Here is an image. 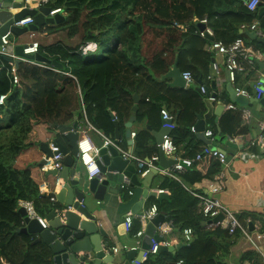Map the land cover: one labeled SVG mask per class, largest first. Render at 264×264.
<instances>
[{"label":"trees","instance_id":"trees-1","mask_svg":"<svg viewBox=\"0 0 264 264\" xmlns=\"http://www.w3.org/2000/svg\"><path fill=\"white\" fill-rule=\"evenodd\" d=\"M46 6L60 8L64 17L60 23L47 25L41 31L55 33L67 30L72 37L83 30L85 38L76 47L56 42L44 51L40 45L39 53L63 64V68H59L62 72L34 65L23 70L20 66L19 86L12 82L11 65L5 57H0V65L3 66L0 94L7 95L5 104L0 106V228L8 226L17 229L24 225L25 217L20 212L21 200L31 201L38 214L43 216L52 207L53 201L40 194L30 168L17 167L16 160L31 145L29 136L35 123H65L73 118L72 110L65 109L69 101L66 94L68 88L81 109L80 90L88 121L112 138L115 122L118 121L120 125L132 110L134 94L129 91L130 87L137 88L139 80L145 78L157 83L155 77L167 73L177 51L179 67L191 71L194 77L195 71H198L195 64L197 58L202 57L205 64L208 62L210 54L204 50L205 39L196 33V22L204 17L210 20L222 17L230 27L238 28L241 24L254 21L253 13L242 6L240 0H47ZM236 6H239L238 11L235 10ZM212 26L217 31L218 25L213 22ZM104 41L109 46L102 49L100 56H95L91 51L84 54L81 50V46L89 42H94L97 47L99 42ZM158 45L161 48L157 49ZM153 47L156 49L147 53ZM66 62L70 71L65 69ZM237 81L236 76L235 84ZM183 95V110L178 117L180 128L175 129L171 136L177 148L184 145L189 158H195L203 152L204 146L190 131L195 126V117L206 95L195 90ZM161 97L158 96V99ZM159 113L161 107L155 103L139 102L138 119L147 118L153 122L152 117L161 118ZM240 115L239 112L225 114L218 128L212 130L213 137L237 135L232 134L230 125L242 121ZM79 119L88 126L82 112ZM157 122L159 124V120ZM146 133L149 134L148 131L138 134V147L142 153H146L142 158L158 152V148L153 151L149 146L150 139ZM220 169V163L212 155L204 153L202 159L195 160L192 167L180 176V180L166 178L164 190L170 191V196L161 200L151 197L150 202L157 204L166 220L173 221L175 229L191 226L197 237L177 253L149 254L143 264H176L180 260L181 264H229L225 258L233 235L220 228L203 231L204 217L198 213L199 201L191 192L197 191L194 187L196 183L212 179ZM123 190L130 195L134 193L129 188ZM137 222L133 220L132 223L130 231L133 235H137L141 229V224ZM21 235L28 243L22 264H50L46 258L47 251L40 249L39 245H32L28 234ZM214 236L217 240H214ZM246 262L264 264L260 255L251 249L244 252L235 264Z\"/></svg>","mask_w":264,"mask_h":264},{"label":"crops","instance_id":"crops-1","mask_svg":"<svg viewBox=\"0 0 264 264\" xmlns=\"http://www.w3.org/2000/svg\"><path fill=\"white\" fill-rule=\"evenodd\" d=\"M3 1V0H2ZM41 0H32L33 6H36ZM242 6H246V0H240ZM247 8V7H246ZM235 10H239V6L235 7ZM254 16V21L258 23V29L264 34V11H262V6H258L255 12H252ZM208 18V17H207ZM212 21V22H211ZM216 23L217 31L213 28L212 23ZM252 22V23H253ZM197 24V31L196 33L199 35V31L203 30L207 24H203L200 22H196ZM251 23H245V27H242V24L237 27H230L227 21H224L222 17H216L213 20L208 18V26H210L213 31L214 35H207L206 37H202L205 39V46L204 50L210 54L208 62L205 64L203 63L202 57L197 58L198 71L196 72L195 69V77L191 83H186L185 86H177L173 85V78L167 77L166 74L171 70L173 67L179 68L182 73L185 71L178 65V57L179 53L177 51L175 55V61L169 67V70L164 75L155 77V81L157 83H152L150 79H141L138 82L137 88L132 86L129 88V91L133 94L140 95V101L148 102V103H155L158 105L159 108L168 110L171 115L172 124L171 127H167L168 133L172 135V132H175L177 129L180 128L178 124V117L182 114V105H184L182 99L184 98L183 94L191 90L197 91V88H200L201 85H206L207 88L211 92H216L218 94L219 100L214 102V111L216 107L220 106L221 104H230L233 103L236 105L234 109H228L225 106V109L220 113V115H214L208 117L205 120L206 130H214L217 129L219 126L220 119L227 113H238L242 119V121L230 125V130L232 134L237 135H229V134H222L219 136L214 137H207L211 143L204 141L199 134L192 130L190 131L195 139L201 140L204 146L206 147H216L218 149H223L228 159V165L225 168V188L223 192L219 195L223 204L228 207L230 210H233L238 217L241 218V221L247 226V228L251 231L258 230L264 232V139L261 138L264 136V132L262 131V124L264 123V103L258 101L248 102L246 105H240L236 102H233L230 98V94L227 90V84L229 81V75H227V68L224 65V58L222 55L211 51L208 49V45L212 44L214 41L221 42L223 44H230L237 40H242L244 44H251L255 48L261 50L262 57L260 61L255 63L254 65L249 64H242V68L237 71V83H231L233 87L246 89L250 93V97L248 98H256L259 93H262V98L264 99V68L259 66L260 62L264 60V45L262 43H258L250 38L249 34L246 33L248 31H252L249 29L248 25ZM29 34V33H28ZM45 38L50 37L49 31H39L35 32V36L39 35ZM33 36V38L35 37ZM259 36V35H258ZM264 37V36H263ZM29 38L30 35H29ZM32 38V39H33ZM38 40V39H35ZM22 42V41H19ZM54 43H42L44 51L50 47ZM260 44V46L258 45ZM161 48V45L157 46V49ZM156 49L153 47L147 53H151ZM192 57V56H191ZM193 61H191L192 63ZM29 65H34L32 63L25 62ZM43 63V62H41ZM211 65L213 70L211 71ZM21 66V63L18 65ZM40 68L44 66L34 65ZM45 68V67H44ZM191 69L193 67H190ZM59 69V68H58ZM213 74H217V77L213 76ZM72 77V76H71ZM75 77V76H74ZM73 77V78H74ZM75 79V78H74ZM214 84V86H213ZM158 96H162L158 99ZM204 100V98H202ZM262 99V100H263ZM202 100V105L200 111L197 112L195 117V125L199 121V113H207L208 109ZM139 101V102H140ZM139 102L136 103L133 95V106L137 105V112H136V120L131 123V127H128V123L131 118V112L128 116L123 118L122 123L119 125V133L121 135L119 146L134 154L138 157H144L146 153H142V149L138 147V134L145 133L146 131L149 132L147 134L149 136V146L155 150L158 148L157 137L154 133L160 131L164 126V120L162 114L159 113L160 119L157 117H152L153 122L149 121V119H138L137 114L139 110ZM133 108V107H132ZM66 110H72V112L76 111L78 108L77 104H70L65 108ZM246 110L250 113V118L247 120L243 115V111ZM159 120V124L158 121ZM73 118L67 122L71 123ZM45 121H40L35 123L33 126V130L30 133L29 141L31 143L30 147L23 150L20 155L17 157L16 165L21 166V168H30L32 177L34 178L35 182L38 184L39 189L41 192L44 193V196L51 198H55V202L57 201L56 194L59 192L62 181H59L57 184V177L51 173L52 170H43L42 166L46 163L47 156L38 147L39 151L34 148L35 142L41 140V135H44L43 129L41 128V123ZM153 123V125H152ZM49 124V123H48ZM80 137H84L86 135L91 136L92 140L95 142L97 146L103 145V139L94 131L88 128L83 121L80 120ZM48 127L52 128L51 124ZM182 128V127H181ZM130 129V134L129 130ZM176 129V130H175ZM183 129V128H182ZM221 131V130H220ZM241 131H245L241 133ZM239 132V133H238ZM115 133V132H114ZM48 136V135H46ZM146 136V135H145ZM114 139V135H113ZM55 140L54 135L52 139L47 140V143L50 144L51 141ZM211 148V147H210ZM142 153V154H141ZM239 155V156H237ZM146 156V155H145ZM189 152L184 149V145H181L180 148H177L176 153L167 156L168 160L171 162L172 159H185V160H192V163L188 168H191L193 162L196 160L195 158H189ZM39 162L31 166L30 164ZM45 161V162H44ZM131 166L135 168V174L137 175L139 180H142L145 176H140L137 170V164L133 159H130ZM43 162V163H42ZM171 164V163H170ZM38 166V167H37ZM157 168L155 172H153L149 177L150 183V191H157L164 190L165 187V180L168 177L166 174L163 173L162 169L167 168L160 164V159L156 163ZM172 166V165H171ZM18 167V166H17ZM82 170L85 173L84 168ZM86 175V174H85ZM126 178V177H125ZM124 178V179H125ZM128 178V177H127ZM130 179V178H129ZM209 179H204L201 182H198L194 185L198 192L204 190ZM124 182V181H123ZM122 182V183H123ZM131 182V180H130ZM122 183H115L114 188L115 192L107 191L103 201L99 202L100 212L97 214L99 218V224L103 226L106 232H108V238L103 237V241L105 243H109L111 248L118 249V262L126 261L127 255H122L121 252L123 250H129L133 247H141L143 240L145 239L146 233H144L141 237L137 235H133L132 232L129 230H125L122 226L123 221L125 220V216L132 212L134 204L141 198L142 192L144 190L143 186L137 185H129V190H132L134 193L130 195L128 191H124L121 187ZM131 184V183H130ZM43 190V191H42ZM167 194V197L170 196V191L164 190ZM151 197L148 196L143 204L142 211L151 209V211H155L158 215L161 213L158 210V206L156 203L150 202ZM157 198V197H156ZM199 201V200H198ZM54 203V202H53ZM198 213H200V205L198 203ZM156 215V217L158 216ZM24 216V215H23ZM43 216V215H42ZM25 217V216H24ZM29 217V216H28ZM45 217V215H44ZM155 217V218H156ZM164 216V221L166 220ZM83 218V216H82ZM154 219V218H153ZM152 219V220H153ZM137 220L138 224L139 220ZM202 229L204 232L213 230L208 229L205 225V220L202 221ZM142 228V226H140ZM147 227V226H146ZM42 227L34 220V218L29 217V221L25 220V223L22 227L13 229L8 228V226L0 228V264H4V262H9L10 264H22L27 252L28 243L25 241L24 237L21 233L28 234L30 239L32 240V245H39L40 249L43 251H47V257L50 258L51 254L50 251L43 245L38 243L36 240L38 238L39 231ZM190 229L191 232L187 233V230ZM215 229V228H214ZM222 229V228H220ZM146 230V229H145ZM223 230V229H222ZM225 230V229H224ZM5 231V235L3 232ZM156 234H159V230L156 229ZM164 240L169 241L170 244L167 246H175L176 244L183 243L179 249L188 244L192 243L197 234L195 230L191 226H186L182 229H173L164 235ZM234 236V237H233ZM230 241L229 253L225 258V261L229 264H235L240 261L242 254L248 250H254L257 252L260 257L264 260L261 251H257L252 248L245 239L238 235L234 234ZM214 240H217V237H213ZM259 245L263 248L264 251V239L259 242ZM176 248L174 251L168 250L165 252L177 253L179 251ZM47 259V261H48ZM146 258H142L139 262L143 264ZM4 262H3V261ZM49 262V261H48ZM50 263V262H49ZM170 264V263H166ZM245 264H248L247 262Z\"/></svg>","mask_w":264,"mask_h":264},{"label":"water","instance_id":"water-1","mask_svg":"<svg viewBox=\"0 0 264 264\" xmlns=\"http://www.w3.org/2000/svg\"><path fill=\"white\" fill-rule=\"evenodd\" d=\"M0 2H3L0 9V37L9 29L17 36L31 31L37 32L47 25L60 23L64 17L61 12L51 15L52 8L46 5L40 8H24L19 12H13L10 9L11 0H0ZM13 5L14 7L20 6V4ZM259 6H262V11H264V0H261ZM26 15L33 16L34 22L24 27L11 26L13 21L19 20ZM246 33L249 34L252 40L264 45L263 36H258L255 31H248ZM15 53L31 60L43 62L60 69L63 68V64L59 61L43 56L41 53L25 54L21 44L15 46ZM5 59L8 62L12 61L9 57H5ZM15 63L19 65V61H15ZM259 66L264 68V60L259 63ZM212 70L213 67L211 65ZM166 76L173 78V85L185 86L186 84L182 71L177 67L169 70ZM213 76L217 77V74H213ZM227 90L231 100L240 105H246L248 102L258 100L264 103L262 97L248 98L241 94L238 95L236 89L230 82L227 84ZM197 91L200 92V88H197ZM208 92H211L209 88ZM208 95L209 93L206 94V98L204 99L208 111L205 114L199 113V121L195 125V130L204 141L211 143L205 136V120L213 116V114L220 115L225 109V104L216 107L214 111L215 103L208 98ZM134 99L138 103L140 101V95L137 93L134 94ZM136 112L137 105L132 108V116L128 123L129 128L131 127V123L136 120ZM80 114L81 109H77L73 112V121L71 123L65 124L54 121L51 125L55 130L54 141L64 155L62 161L63 168L59 171L52 170L51 173L61 179L62 185L56 194L57 201L52 204L49 212L45 214L48 226L39 231L36 241L43 244L50 251L51 257L48 259L50 264H138L146 255L147 251L151 250L153 246L152 241H164L163 236L156 234V229L164 221L165 214L161 212L148 223L145 230L146 237L141 247H133L126 251L123 250L121 254L127 255V260L118 262V256H120L117 252L118 249L111 248L109 243L103 241V237L108 238V232L99 224V218L97 216L100 212L99 202L103 201L107 191L115 192L114 184L122 183L125 177L130 178L131 186L135 184L144 187L141 198L133 206V214L142 210L144 201L148 196H154L161 200L167 198V194L166 192L150 191L149 177L155 172V169L147 173L142 180H139L135 174V168L131 166L130 159L124 158L114 145L100 148V173L89 179L82 170L80 162ZM112 115L114 114L112 113ZM115 126L114 140L115 144L119 145L121 135L119 133L118 121L115 122ZM128 131L130 134V129ZM167 133L168 129L166 127H162L160 131L154 133L157 137L158 144L163 142V136ZM210 147L212 149H218L213 146ZM40 148L46 154L47 158L52 156L53 153L47 142L42 143ZM218 150L225 153L223 149ZM159 154L160 164L163 166L170 167L178 161L172 159L170 162L161 149H159ZM20 212L25 216V220L29 221L24 207L20 208ZM34 220L37 222L36 219ZM122 226L127 231L125 221H123ZM181 245L183 243L176 244L172 247L160 244L158 253L168 250L174 251L175 248L178 250Z\"/></svg>","mask_w":264,"mask_h":264},{"label":"built area","instance_id":"built-area-1","mask_svg":"<svg viewBox=\"0 0 264 264\" xmlns=\"http://www.w3.org/2000/svg\"><path fill=\"white\" fill-rule=\"evenodd\" d=\"M261 0H248L246 3V7L250 12H255L258 8ZM47 3V0H41L36 6H33L32 0H11V6L10 9L13 12H19L23 10L24 8H40L42 6H45ZM3 2H0V9L2 7ZM13 4H20L19 7H14ZM58 12H61L60 8H56L51 10L50 14L54 15ZM34 22V18L31 15H26L23 18L19 20L13 21L11 26H17V27H24L28 24H31ZM201 23L207 24V26L199 31V35L202 37H206L207 35H214L213 29L208 26V18L204 17L200 20ZM46 27V26H45ZM43 27V28H45ZM242 27H245V24H242ZM249 29L252 31H255L257 35L264 36V34L258 29V23L253 22L250 25H248ZM13 34L11 29H9L5 34H3L0 37L1 44H0V57H9L12 59L9 64L11 65L10 74L11 79L14 85L19 86L21 83L20 75H19V66L15 63V61L21 62H28L32 63L34 65H40L44 66L47 69H51L56 72H62L57 67H54L52 65H46L44 63L38 62L36 60H31L23 56H19L15 53V46L17 44H21L23 46V52L25 54H36L39 53V47L40 43L33 39L32 41H24V42H16V43H10V36ZM29 35L31 39L33 36H35V32L31 31L29 32ZM96 47V44L94 42H89L87 44H84L81 46V50L84 54L88 53L89 51H92ZM208 49L211 51H214L224 58V65L227 68L228 75H229V81L231 83H235L237 71L242 68V64H249L254 65L258 61H260L262 57L261 50L255 48L251 44H244L242 40H237L235 42H232L230 44H223L221 42H213L212 44L208 45ZM3 66L0 65V72L2 70ZM65 74L74 77L69 72H66ZM183 78L185 79L186 83H191L194 80V76L191 71H184L182 73ZM75 78V77H74ZM76 79V78H75ZM200 91L203 94H207L208 98L213 100L214 102L219 100L218 94L216 92H208L207 86L204 84L200 86ZM237 94H241L247 97H250V93L246 89L236 88ZM79 94L81 96V112L84 115V119L86 123L88 124V128L91 130H94L102 139H103V145L97 146L95 142L92 140L91 136L86 135L84 137H80L79 139V151H80V162L82 167L85 170L86 176L91 179L94 176L98 175L100 173L99 168V162H100V156H99V150L101 147H105L108 145H114L117 147V149L121 152L124 158L127 159H133L137 164V170L138 174L140 176H145L147 173H149L151 170L156 169V163L160 159L159 149L163 151V153L166 156H171L176 153L177 146L173 142L172 136L167 133L163 136V142L158 144V152L152 154L150 157L142 158L135 156L134 154H131L130 152L122 149L119 145L115 144V140L111 137H108L104 135L101 131L97 130L95 127H93L90 122L87 119L86 114V108L82 100V95L79 90ZM262 93H259L256 97H262ZM7 95L6 94H0V106L5 104ZM225 106L228 109H234L236 108V105L233 103H230L228 105L225 104ZM161 114L163 117L164 126L163 127H171L172 120L171 115L166 109L161 110ZM243 115L245 119L250 118V113L246 110L243 111ZM262 131L264 132V123L262 124ZM191 130L195 132V126L191 127ZM205 136L206 137H213L212 130H205ZM264 139V136L261 137ZM50 148L52 151V156L47 158L46 163L43 164L42 169L43 170H56L59 171L63 168V158L64 155L60 151V147L55 143V141L50 142ZM209 154L212 155L221 165V169L218 173L214 175L212 179H209L207 181L206 187L203 192H197V191H191L192 194L198 198L199 205H200V213L204 217L205 225L208 229H214V228H222L227 230L230 234L234 235L236 233H240V236L245 239L247 242H249L250 246L257 250L258 252H262V256L264 257V251L263 248L259 245V242L264 239V232L254 230L251 231L247 228V226L241 221V219L238 217V215L233 211L230 210L228 207L223 204L221 201L219 195L223 192L225 188V168L228 165V159L225 153L218 149H212L210 147H206L203 152H200L196 155V159L200 160L203 158V154ZM239 156V155H237ZM178 161L174 163L172 166L167 167L165 169H162L163 173L166 174L168 177H171L176 180H180V176L184 174L187 170L190 164L192 163V160H185V159H177ZM57 184H59V181H61L60 178L57 179ZM130 179L125 178L124 182L121 184L122 189L130 187ZM43 191V190H42ZM159 192H165L164 190H159ZM41 195H44L43 192L40 191ZM51 201L55 202V198L51 196ZM21 207H24L27 216L30 218H34L37 220L38 224L42 228H47L48 222L46 218L36 211L34 204L31 201H20ZM158 215L157 212L151 211V209L144 210L142 212H138L133 214L132 212H129L125 216V225L126 229L129 231L132 227V223L134 218H137L139 222L141 223L142 228L138 231L137 236L141 237L145 233L146 226L148 223ZM173 221L172 220H165L163 221L157 229L159 230V233L161 235L169 233L173 229ZM191 230L188 229L187 233H190ZM153 246L151 250L147 251L146 255L143 257L146 258L149 256V254H156L159 250V245H169V241H152ZM3 261V260H2ZM4 262V261H3ZM182 260L178 261L176 264H181ZM4 264H10L9 262H4ZM140 264V263H138Z\"/></svg>","mask_w":264,"mask_h":264},{"label":"rangeland","instance_id":"rangeland-1","mask_svg":"<svg viewBox=\"0 0 264 264\" xmlns=\"http://www.w3.org/2000/svg\"><path fill=\"white\" fill-rule=\"evenodd\" d=\"M50 35H51L50 37L45 38V37L40 36V34H39V35L35 36L33 39H38L37 41L40 44H42V43H47V44L49 43L50 44V43L60 42V43H63V45L68 46V47H76L79 44H81L82 41H84V38H85L83 30L78 31L77 34H75L72 37L69 36L67 30H59V31H57L55 33H50ZM9 39H10V43H16L18 41L24 42V41H28V40L29 41H32L33 40V39L29 38V34L28 33H24L21 36H17L16 34H12ZM107 46H109L107 44V41L99 42L98 45H97V47H95L94 49H92L91 52L95 56L96 55L97 56H100V54L102 53V49H107ZM50 55L52 56L53 54H50ZM30 66L31 65H29V64H27L25 62H21V69H23V70L25 68H27V67H30ZM65 69H67V71H70L71 70L69 68V64L67 62L65 64ZM67 91L68 92L66 94H67V98L69 99V101H68L66 107L69 104H71V105L74 104V103L77 104L76 99L72 95L73 94L72 93V90L70 88H68ZM28 98H29V96L26 97V99H28ZM6 121H7V119H5V122ZM41 125H42L41 128L43 129L44 135H41V140L40 141H37V142L34 143V145H32L38 151H39L38 147H40L42 143L47 142V140L52 139L53 138V135H54V132H55V130L53 128L48 127V125H50V123L48 124L47 122H44V123L42 122ZM46 135H48V136H46ZM35 164H38V166H40L39 165L40 163L38 161L36 163H32L30 165L33 166ZM16 166H18L19 168H21V166H19V165H16ZM26 168H28V167H26Z\"/></svg>","mask_w":264,"mask_h":264}]
</instances>
